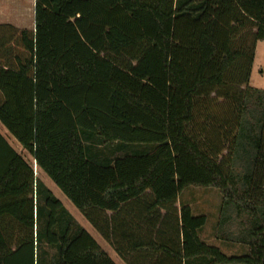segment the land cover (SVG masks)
<instances>
[{"label":"trees","instance_id":"obj_1","mask_svg":"<svg viewBox=\"0 0 264 264\" xmlns=\"http://www.w3.org/2000/svg\"><path fill=\"white\" fill-rule=\"evenodd\" d=\"M264 0H35L0 25V264H264ZM16 43V44H15ZM17 47V48H16ZM220 193L216 239L183 194Z\"/></svg>","mask_w":264,"mask_h":264},{"label":"rangeland","instance_id":"obj_2","mask_svg":"<svg viewBox=\"0 0 264 264\" xmlns=\"http://www.w3.org/2000/svg\"><path fill=\"white\" fill-rule=\"evenodd\" d=\"M0 21L10 23L17 28L34 31L35 7L32 0H0ZM16 44V43H15ZM264 44L260 46L256 63L254 65L250 85L254 88L264 89ZM17 48V47H16ZM262 70V72H261ZM18 153L26 161L34 164L31 153L24 149L0 121V169L6 164L10 155ZM36 167V166H35ZM36 176L46 183L50 190L64 203L66 208L78 219L84 228L97 240V242L107 248L113 254L117 264H125L124 261L114 253L109 244L94 229L81 212L70 202L62 191L52 182V180L41 170H35ZM183 200L191 204L196 214L208 216V223L202 233V239L211 245L220 247L226 254H241L244 249L236 243L225 242L216 239L215 231L220 216L221 197L216 189L192 188L188 189L182 197ZM108 245H107V244ZM17 260L13 261L15 264Z\"/></svg>","mask_w":264,"mask_h":264},{"label":"crops","instance_id":"obj_3","mask_svg":"<svg viewBox=\"0 0 264 264\" xmlns=\"http://www.w3.org/2000/svg\"><path fill=\"white\" fill-rule=\"evenodd\" d=\"M33 1V4H34V7H35V0H32ZM0 25H11L10 23H7V22H1L0 21ZM11 26H13V25H11ZM14 27H16V26H14ZM17 28V27H16ZM18 29H22V28H18ZM33 29H35V21H34V26H33ZM262 44H264V41L263 42H259L258 44H257V50H256V56H255V61H254V64H253V69H254V65H255V63H256V59H257V55H258V50H259V48H260V46H262ZM264 46V45H263ZM253 69H252V73H253ZM261 72H262V70H261ZM251 78H252V74H251ZM250 82H251V80H250ZM107 244V243H106ZM108 245V244H107ZM103 247V246H102ZM110 248H112L111 246H109ZM113 249V248H112ZM105 250L107 251V253L113 258V254H111V252L109 251V250H107V248H105ZM113 251H114V253L115 254H117V252H115V250L113 249ZM118 255V254H117ZM119 256V255H118ZM120 257V256H119ZM113 260H114V258H113ZM115 261V260H114ZM125 263V262H124Z\"/></svg>","mask_w":264,"mask_h":264},{"label":"water","instance_id":"obj_4","mask_svg":"<svg viewBox=\"0 0 264 264\" xmlns=\"http://www.w3.org/2000/svg\"><path fill=\"white\" fill-rule=\"evenodd\" d=\"M36 166V164L34 165V167Z\"/></svg>","mask_w":264,"mask_h":264}]
</instances>
